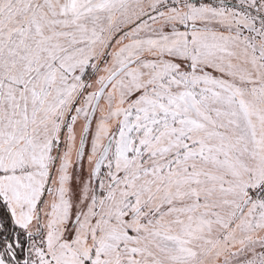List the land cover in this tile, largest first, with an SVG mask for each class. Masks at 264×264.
<instances>
[{"label": "snow or ice", "instance_id": "obj_1", "mask_svg": "<svg viewBox=\"0 0 264 264\" xmlns=\"http://www.w3.org/2000/svg\"><path fill=\"white\" fill-rule=\"evenodd\" d=\"M0 264H264V0H0Z\"/></svg>", "mask_w": 264, "mask_h": 264}]
</instances>
